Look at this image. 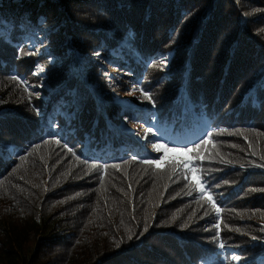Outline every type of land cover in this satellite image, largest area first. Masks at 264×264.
<instances>
[{"label": "trees", "instance_id": "trees-1", "mask_svg": "<svg viewBox=\"0 0 264 264\" xmlns=\"http://www.w3.org/2000/svg\"><path fill=\"white\" fill-rule=\"evenodd\" d=\"M0 264H264V0H0Z\"/></svg>", "mask_w": 264, "mask_h": 264}, {"label": "rangeland", "instance_id": "rangeland-1", "mask_svg": "<svg viewBox=\"0 0 264 264\" xmlns=\"http://www.w3.org/2000/svg\"><path fill=\"white\" fill-rule=\"evenodd\" d=\"M31 38L35 40L34 46H38L41 44L40 41L43 40V35L40 33H36ZM37 72H39V71L36 70V73ZM134 88L135 87H130L129 88L130 92H132V93L136 92V90H134ZM99 102L101 103V101H99ZM132 102H134L133 97H124V99L121 100L118 103V105L124 106V105L130 104ZM122 122L125 123L124 126L116 125L114 123H113L114 124L113 126L118 127V128L124 127L123 131H124L125 135L131 134V137L135 139V142L137 144H139L142 149L150 151V149H146V146H148V145H146L148 141H142L141 140L142 134L145 133V130H143V129L141 130L139 128V126H135V124H131L132 122H130V123L128 121L127 122L122 121ZM170 137H172V135ZM161 146L162 147H161L160 151L155 152L157 155L156 158L158 161L154 162L155 163L154 168L159 170V169L163 168L165 166V164L167 162H169L170 160H176L182 164V165L178 166V169H181L184 164H187L188 167H183V170H185V174L188 177L189 181L192 182L193 184H195L196 187L198 188V190H200V191H201V188L198 187V185L203 186V192H202L201 196L199 197V201H201L202 198L207 199L208 205L211 209L214 208L216 210V208H219V210H220L219 213H222V211L220 209L221 207L218 205L216 198H215V195H212L211 191H209L207 188H205L204 173H205L206 166L202 165L203 161L205 160V156L204 155L198 156L197 155V154H199L198 150L180 149V148L174 147L172 145H168V144H163ZM221 192H222V190L218 191V194ZM209 196L212 197L211 200H209ZM213 205H215V206H213ZM231 231H233V227H231Z\"/></svg>", "mask_w": 264, "mask_h": 264}, {"label": "snow or ice", "instance_id": "snow-or-ice-1", "mask_svg": "<svg viewBox=\"0 0 264 264\" xmlns=\"http://www.w3.org/2000/svg\"><path fill=\"white\" fill-rule=\"evenodd\" d=\"M163 59H166V57H164ZM153 66H155V64H154ZM13 79H16V77H13ZM143 96L145 97V99H150V96H149V94H148L147 92H144V93H143ZM146 131H147V132H151V128L147 129ZM207 135L210 136L211 133H207ZM58 142H59V141H58ZM201 142H203V141H201ZM196 147H199V145H196ZM153 148H154L156 151H160L161 146L158 145V144H156V143H153ZM69 151H72V150L69 149ZM21 159H23V157H21ZM147 162H148V163H154L155 161H147ZM183 167H188V165H187V164H184ZM185 179H187L186 176H185ZM198 187H200V188H201V191L203 192V186H199V185H198ZM189 194H191V192H189ZM211 199H212V197L209 196V200H211ZM213 206H215V205H213ZM216 211L219 212V211H220L219 208H216ZM173 219H175V217H173ZM145 231H147V228H145ZM141 235H142V234H141ZM129 239H132V237L129 236ZM253 239H256V237H253ZM220 247L223 248L224 245L221 244ZM234 259L239 260L240 257H239V256H236V257H234Z\"/></svg>", "mask_w": 264, "mask_h": 264}]
</instances>
